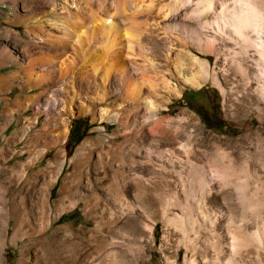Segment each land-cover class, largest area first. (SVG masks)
<instances>
[{
  "label": "rangeland",
  "instance_id": "374dc122",
  "mask_svg": "<svg viewBox=\"0 0 264 264\" xmlns=\"http://www.w3.org/2000/svg\"><path fill=\"white\" fill-rule=\"evenodd\" d=\"M162 4L169 17L172 0ZM63 11L64 0L0 1V264H264V99L252 65L229 55L219 72L210 55L216 82L161 90L145 128L143 111L115 114L128 77L113 82L105 104L91 93L89 113L79 102L69 113L54 95L62 82L41 62L60 59L62 32L45 25L70 32ZM156 13L146 16L150 29L163 24ZM36 18L44 29L27 32ZM28 72L43 79L32 92ZM36 94L42 100L27 103Z\"/></svg>",
  "mask_w": 264,
  "mask_h": 264
},
{
  "label": "bare ground",
  "instance_id": "6f19581e",
  "mask_svg": "<svg viewBox=\"0 0 264 264\" xmlns=\"http://www.w3.org/2000/svg\"><path fill=\"white\" fill-rule=\"evenodd\" d=\"M108 1L117 3L113 14H104ZM162 1L147 0V3L145 0H64L62 15L71 18L73 22L68 27L69 35L64 27L46 23L48 28L62 32L56 38L62 52L58 61L57 58L50 57L51 59H41V62L46 63L50 73L55 77L58 75V81L62 82L61 90L55 91L54 95L65 99L66 111L73 113V105L79 102L78 112L89 113L90 110L83 101L85 96L96 93L97 103L105 104L110 98L111 93L108 92L113 82L120 77H128V81L125 78L126 89L122 87L124 90L119 93L118 99L121 103L114 106L117 110L115 114L140 115L143 111L145 115L139 121L141 120V128H145L149 120L156 117L161 110V90H171L177 94L175 82L189 86H199L208 81L216 82L210 71L209 58L212 54L217 61L215 67L218 71L219 62L224 57L227 59L229 55L230 59L238 56L243 62L251 64L248 69L255 82L262 83L259 91L260 97L264 99V0H172L169 17L167 12L164 13ZM154 11H157L156 15L163 20V24H151L153 29H150L146 16ZM103 16L107 18L104 19ZM179 21L180 25L177 24ZM31 23L33 25L27 27V32L34 31V28L40 30L45 24L38 18ZM157 30L164 37L172 39L171 49L168 38L165 40L159 32L155 34ZM144 38L153 43H148L147 46L143 43ZM74 43L76 47L73 45L72 48L71 44ZM28 49L22 50L23 60L31 56V50ZM68 49L71 53L66 56ZM180 50L187 56L188 63H184V58L179 54ZM56 66L57 71L54 69ZM130 75H136L139 82L132 81ZM35 77L28 72V92L34 91L43 80ZM54 81L39 86V93L47 92L49 86H54ZM31 82L34 85H30ZM8 88L9 93H12L13 85ZM46 94L43 96L50 99ZM25 99L30 104L37 99L42 100V97L36 94ZM28 107L21 101L18 104L23 112L29 111ZM107 108L106 104L104 110ZM158 124L159 122H155V127ZM67 125V122L64 123V129H67ZM87 143L88 139H84L76 153L80 154ZM45 230L43 226L41 232ZM111 256V253H106L103 259L108 260Z\"/></svg>",
  "mask_w": 264,
  "mask_h": 264
},
{
  "label": "trees",
  "instance_id": "16d2710c",
  "mask_svg": "<svg viewBox=\"0 0 264 264\" xmlns=\"http://www.w3.org/2000/svg\"><path fill=\"white\" fill-rule=\"evenodd\" d=\"M81 137V135L80 136H78L76 139H75V141H78V139Z\"/></svg>",
  "mask_w": 264,
  "mask_h": 264
}]
</instances>
